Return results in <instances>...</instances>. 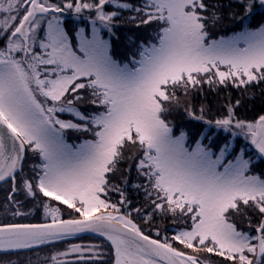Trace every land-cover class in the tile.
Instances as JSON below:
<instances>
[{
    "label": "snow or ice",
    "instance_id": "6c2138e0",
    "mask_svg": "<svg viewBox=\"0 0 264 264\" xmlns=\"http://www.w3.org/2000/svg\"><path fill=\"white\" fill-rule=\"evenodd\" d=\"M0 264H264V0H0Z\"/></svg>",
    "mask_w": 264,
    "mask_h": 264
}]
</instances>
